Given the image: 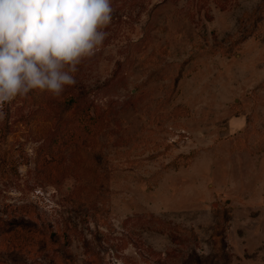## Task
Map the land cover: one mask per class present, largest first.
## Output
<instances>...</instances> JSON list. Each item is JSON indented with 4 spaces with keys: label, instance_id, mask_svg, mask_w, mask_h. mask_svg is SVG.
Segmentation results:
<instances>
[{
    "label": "rangeland",
    "instance_id": "rangeland-1",
    "mask_svg": "<svg viewBox=\"0 0 264 264\" xmlns=\"http://www.w3.org/2000/svg\"><path fill=\"white\" fill-rule=\"evenodd\" d=\"M112 7L2 109L0 264H264V0Z\"/></svg>",
    "mask_w": 264,
    "mask_h": 264
},
{
    "label": "clouds",
    "instance_id": "clouds-1",
    "mask_svg": "<svg viewBox=\"0 0 264 264\" xmlns=\"http://www.w3.org/2000/svg\"><path fill=\"white\" fill-rule=\"evenodd\" d=\"M112 0H0V119L33 90L60 96L109 35Z\"/></svg>",
    "mask_w": 264,
    "mask_h": 264
}]
</instances>
